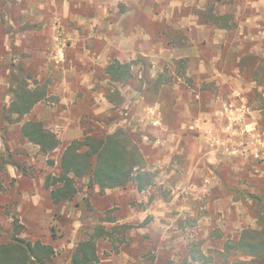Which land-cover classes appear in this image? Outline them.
<instances>
[{"label":"rangeland","instance_id":"1","mask_svg":"<svg viewBox=\"0 0 264 264\" xmlns=\"http://www.w3.org/2000/svg\"><path fill=\"white\" fill-rule=\"evenodd\" d=\"M252 1L0 0V244L39 240L53 249L45 264H73L96 231L94 264H189L195 242L236 264L215 249L264 214V14ZM114 62L130 74L112 80ZM20 83L43 95L22 117L10 112ZM67 109L72 140L116 124L131 133L153 175L141 200L133 183L103 201L86 177L71 199H53L69 143L53 124ZM27 120L60 146L42 153L21 136ZM35 188L49 211L27 217Z\"/></svg>","mask_w":264,"mask_h":264},{"label":"trees","instance_id":"2","mask_svg":"<svg viewBox=\"0 0 264 264\" xmlns=\"http://www.w3.org/2000/svg\"><path fill=\"white\" fill-rule=\"evenodd\" d=\"M129 70L130 63L114 62L107 67L114 81L122 80L124 74H130ZM13 95L10 112L18 117L29 113L43 97L42 93L33 92L22 83L17 84ZM20 132L44 154L60 146L57 135L39 120H27ZM59 166L62 173L54 184L57 181L61 184L51 190L55 201L71 199L76 191L74 182L82 177L88 178L90 186L98 185L102 189L125 188L129 183L136 182L137 188L142 190L153 183L144 154L131 133L124 128L100 138L85 136L72 140L63 147ZM261 219L258 228H244L238 237L226 240L222 249H215L217 253L225 257H241L236 264H264V214ZM101 232L102 229L98 231ZM52 253V247L39 240L16 239L0 244V264H45ZM187 254L191 261L189 264H217L213 256L207 255L196 242L190 245ZM97 259L96 241L92 237L80 242L71 258L73 264H94Z\"/></svg>","mask_w":264,"mask_h":264},{"label":"crops","instance_id":"3","mask_svg":"<svg viewBox=\"0 0 264 264\" xmlns=\"http://www.w3.org/2000/svg\"><path fill=\"white\" fill-rule=\"evenodd\" d=\"M251 6H253L252 8H255L256 7V10H259V8H262V12H263V14H264V0H253L252 2H251ZM65 90V89H64ZM52 94H56V93H52ZM103 98V97H102ZM65 102H67L66 101V99L65 98H60V100L58 101V104H60L61 103V105L62 104H65ZM104 104L106 103V100H105V98H103V101H102ZM101 110H103V107H102V109H95V113L97 114L98 112H100ZM145 111H146V117H148L149 118V115L150 114H154V112H155V110L153 111V109H150V108H146L145 109ZM70 111H69V109H67V110H65L64 111V117H60V118H63L61 121H57V122H55V124H53L54 125V127H56L58 130L56 131V133L58 132V133H61V130H62V132H63V136H64V138H66V139H68L69 140V143L72 141V138H73V136L75 137V136H78L79 135V131H77V129L76 130H73V125L75 124V120H74V118H72L70 115ZM65 116H68V118H66ZM151 116V115H150ZM151 119V118H150ZM123 120H120V122H118V124H121V122H122ZM151 122V124H154V125H157V124H159V123H157V122H159L157 119H154V121H150ZM62 123V124H61ZM205 126V125H204ZM119 128H124L125 129V127L123 126V125H115V127H114V130L113 131H111L110 133H108V134H112V133H114L116 130H118ZM57 133V134H58ZM58 137V136H57ZM59 139V138H58ZM81 139V138H80ZM80 139H74V140H80ZM59 141H60V139H59ZM61 144V143H60ZM147 171H149L148 169H147ZM133 183H135V188H132V191L133 192H137V194H135V195H137L138 196V199H142L143 197H141L140 196V194H139V192L140 191H143V190H145V189H147L148 187H150V186H148V187H146L145 189H142V190H139L138 188H137V184H136V182H131V183H129L125 188H105V189H102V188H100L98 185H91V186H93V188L96 190V191H99V192H102V196H100V197H102L103 198V201H105L106 199L103 197V196H107L108 194H110V192L112 191V190H118V189H121L122 191L121 192H123V191H126V188L129 186V185H131V184H133ZM58 185H60V184H58ZM54 187H57V186H54ZM40 188V187H39ZM39 188H35V189H33V192H34V195L33 196H30V197H28V196H23V198H24V200H28V201H26L25 202V204H26V207L24 208V213H27V217L28 216H34V214H43V212H48L49 210L47 209V208H45V204H44V202L42 201V199H41V192H39ZM52 190V188H50V191ZM89 201H93L92 199H90L89 198ZM90 202V204H89V206L90 205H92V203ZM37 211V212H36ZM24 222V220L22 219V223ZM111 221L110 220H108V221H102V224H105V223H110ZM118 223H121L122 225H127L126 224V222H127V219H119L118 221H117ZM114 222H112V224H113ZM116 224V223H115ZM74 225H77V222H75V224ZM118 226H121V225H118ZM101 229H102V233L103 232H105L104 230V227H101ZM95 233H96V231H95ZM95 233L93 232V233H91L90 235H88V237L86 238V239H84V240H87V239H89V238H94V235H95ZM76 234H79V232H78V230L76 231V233H75V235ZM84 240H82V241H84ZM81 241V242H82ZM32 242V241H31ZM35 242V241H34ZM79 244V243H78ZM77 244V245H78ZM96 254H97V256H98V252L96 251ZM109 264H111V263H109ZM112 264H114V262H112Z\"/></svg>","mask_w":264,"mask_h":264}]
</instances>
